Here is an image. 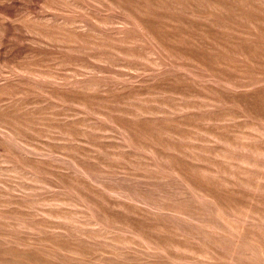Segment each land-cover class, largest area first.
I'll return each mask as SVG.
<instances>
[{
	"label": "rangeland",
	"instance_id": "rangeland-1",
	"mask_svg": "<svg viewBox=\"0 0 264 264\" xmlns=\"http://www.w3.org/2000/svg\"><path fill=\"white\" fill-rule=\"evenodd\" d=\"M0 264H264V0H0Z\"/></svg>",
	"mask_w": 264,
	"mask_h": 264
}]
</instances>
